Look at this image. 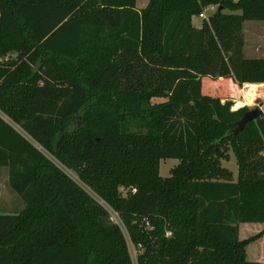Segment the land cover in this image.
I'll list each match as a JSON object with an SVG mask.
<instances>
[{"label": "trees", "instance_id": "1", "mask_svg": "<svg viewBox=\"0 0 264 264\" xmlns=\"http://www.w3.org/2000/svg\"><path fill=\"white\" fill-rule=\"evenodd\" d=\"M247 21L264 0H0V168L24 203L0 264H264L239 228L264 224V118L232 133L264 84Z\"/></svg>", "mask_w": 264, "mask_h": 264}, {"label": "rangeland", "instance_id": "2", "mask_svg": "<svg viewBox=\"0 0 264 264\" xmlns=\"http://www.w3.org/2000/svg\"><path fill=\"white\" fill-rule=\"evenodd\" d=\"M148 2L149 0H137V8L139 10L143 9L144 7H146ZM200 20L201 19L196 17L194 21L197 23ZM244 26L246 30L248 29L247 33H248V41L250 44V48L253 47L256 50L261 51L264 45L262 41V36H264V21H247L244 23ZM15 57H16V54L8 55V58H15ZM247 57L249 58L250 56H247ZM259 91L261 95L257 97V102H254L253 104L249 105L248 108H253L254 104H255V107L258 105L264 104L263 88H260ZM163 101H164L163 99H155L153 102L158 103V102H163ZM238 103L240 102L234 103L235 108L238 105ZM227 154H228L227 159H221V165L223 168L227 169L228 171L233 172L234 175L237 176L238 175V164H237L236 157L231 150ZM179 163L180 161L176 159H162L160 162V175L164 178L171 176L172 169L175 168ZM58 165L62 169H64V167H62L59 163ZM66 172L74 176V173L69 172L68 170H66ZM0 182H1L0 183V196L1 195L4 196L5 194L15 196L13 191H11V188L9 187L7 183L5 185H2V181ZM2 207H3V203H1L0 201V213H7V212H3ZM12 209L15 212L21 211L20 210L21 208L19 209L16 206L12 207ZM113 219L114 221H117V217L115 215ZM239 228H240V239H246V238H249L250 236H253L263 231L264 224H252V223L239 224ZM130 250H131L133 258L136 259L138 250H136V248H134L133 244L131 243H130ZM247 256H248V261L264 262V237L248 246Z\"/></svg>", "mask_w": 264, "mask_h": 264}, {"label": "crops", "instance_id": "3", "mask_svg": "<svg viewBox=\"0 0 264 264\" xmlns=\"http://www.w3.org/2000/svg\"><path fill=\"white\" fill-rule=\"evenodd\" d=\"M216 10H217V6L211 5V6L207 7L204 10V13L201 16L197 17V18L201 19L199 22L196 23L194 21L196 17L193 18V25L196 28H200L202 26L203 21L205 19H208L211 15H213L216 12ZM228 12L231 13L230 11H224V13H228ZM247 30L245 29V26H244V37H245L244 54H245L246 58H248L247 56H250L248 59L264 58V45H263V48L261 51H258L253 47L250 48ZM262 41L264 43V36H262ZM8 180H9L8 168H0V181H2V185H5L6 183L9 185ZM11 191H13V190L11 189ZM13 193L15 196H11L9 194H5L4 196H2V195L0 196V201H1V203H3V207H2L3 212H7V213L15 212L12 209V207H14V206H16L19 209L21 208L20 210H22L24 208V204L20 200V197L14 191H13Z\"/></svg>", "mask_w": 264, "mask_h": 264}, {"label": "water", "instance_id": "4", "mask_svg": "<svg viewBox=\"0 0 264 264\" xmlns=\"http://www.w3.org/2000/svg\"><path fill=\"white\" fill-rule=\"evenodd\" d=\"M264 104L258 105L257 107L247 111L242 118L237 122L236 128L232 131L233 134H238L242 132L246 126L259 118H264Z\"/></svg>", "mask_w": 264, "mask_h": 264}, {"label": "bare ground", "instance_id": "5", "mask_svg": "<svg viewBox=\"0 0 264 264\" xmlns=\"http://www.w3.org/2000/svg\"><path fill=\"white\" fill-rule=\"evenodd\" d=\"M260 87H263V85H248L246 88L243 90V93L245 97L248 100V104H253V98L255 96V93L258 91ZM244 104L242 102L238 103L235 109H239L243 107Z\"/></svg>", "mask_w": 264, "mask_h": 264}, {"label": "built area", "instance_id": "6", "mask_svg": "<svg viewBox=\"0 0 264 264\" xmlns=\"http://www.w3.org/2000/svg\"><path fill=\"white\" fill-rule=\"evenodd\" d=\"M248 85H263V87H260V88H263V93H264V84H243L242 85V87H241V95H242V100L240 101V102H242L243 104H244V106L243 107H248L249 105H251V104H248V100H247V98L245 97V95H244V93H243V90L246 88V86H248ZM259 88V89H260ZM259 89H258V91L255 93V96H254V98H253V101L254 102H257V97H259L261 94H260V91H259ZM253 102V103H254ZM242 107V108H243ZM254 107H255V104H254ZM253 107V108H254ZM253 108H250V109H253ZM232 110L233 111H237V109H235V107L233 106L232 107ZM172 234L170 233V232H168L167 233V236H171Z\"/></svg>", "mask_w": 264, "mask_h": 264}, {"label": "flooded vegetation", "instance_id": "7", "mask_svg": "<svg viewBox=\"0 0 264 264\" xmlns=\"http://www.w3.org/2000/svg\"><path fill=\"white\" fill-rule=\"evenodd\" d=\"M257 107V106H256Z\"/></svg>", "mask_w": 264, "mask_h": 264}]
</instances>
